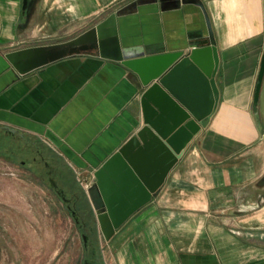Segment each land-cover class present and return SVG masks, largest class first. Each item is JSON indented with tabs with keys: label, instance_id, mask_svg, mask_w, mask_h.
Segmentation results:
<instances>
[{
	"label": "crops",
	"instance_id": "crops-1",
	"mask_svg": "<svg viewBox=\"0 0 264 264\" xmlns=\"http://www.w3.org/2000/svg\"><path fill=\"white\" fill-rule=\"evenodd\" d=\"M23 3L0 0V127L40 137L74 172L99 169L141 127L138 75L95 55L20 75L8 53L70 41L113 13L123 48L218 49V107L107 243L109 263L264 264V0H34L28 15Z\"/></svg>",
	"mask_w": 264,
	"mask_h": 264
},
{
	"label": "water",
	"instance_id": "water-1",
	"mask_svg": "<svg viewBox=\"0 0 264 264\" xmlns=\"http://www.w3.org/2000/svg\"><path fill=\"white\" fill-rule=\"evenodd\" d=\"M33 2L24 0L25 14H29ZM118 14H111L70 41L6 55L20 75L77 55L100 56L138 75L144 88L141 127L97 169L96 183L91 189L100 194L105 208L99 220L107 239L152 202L201 131V124L218 107L220 97L216 82L220 58L216 46L208 43L194 46L187 53L156 55H147L142 47L123 48ZM263 83L264 53L254 97L256 106ZM4 128L10 134L17 133L11 127ZM52 185L57 187L54 181Z\"/></svg>",
	"mask_w": 264,
	"mask_h": 264
},
{
	"label": "rangeland",
	"instance_id": "rangeland-1",
	"mask_svg": "<svg viewBox=\"0 0 264 264\" xmlns=\"http://www.w3.org/2000/svg\"><path fill=\"white\" fill-rule=\"evenodd\" d=\"M96 171L74 172L40 137L0 127V264H110L117 231H102Z\"/></svg>",
	"mask_w": 264,
	"mask_h": 264
}]
</instances>
